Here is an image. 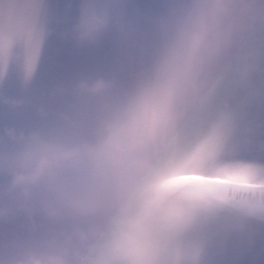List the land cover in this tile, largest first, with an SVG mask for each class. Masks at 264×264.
Returning a JSON list of instances; mask_svg holds the SVG:
<instances>
[{
    "label": "clouds",
    "instance_id": "1",
    "mask_svg": "<svg viewBox=\"0 0 264 264\" xmlns=\"http://www.w3.org/2000/svg\"><path fill=\"white\" fill-rule=\"evenodd\" d=\"M125 2L86 0L65 33L130 40L116 71L0 134V264H223L264 240V0ZM47 35L38 2H0V83L31 80Z\"/></svg>",
    "mask_w": 264,
    "mask_h": 264
}]
</instances>
